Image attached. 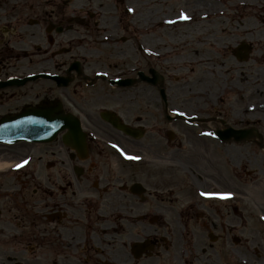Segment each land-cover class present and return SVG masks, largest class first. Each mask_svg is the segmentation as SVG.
Wrapping results in <instances>:
<instances>
[{"label": "flooded vegetation", "instance_id": "af4514ba", "mask_svg": "<svg viewBox=\"0 0 264 264\" xmlns=\"http://www.w3.org/2000/svg\"><path fill=\"white\" fill-rule=\"evenodd\" d=\"M93 1L0 0V119L9 117L12 129H18L36 124L21 121L27 111L25 119L31 121L44 118L43 113L64 116L51 143H0V165H5L0 170V227L11 225L15 208L32 210L29 217L21 213L22 220H37L45 230L48 224L54 241L57 234H72L76 228H84L88 235L106 228L110 216L127 212L141 219L142 208L149 214L162 206L176 213L170 226L199 228L209 232L210 238L217 235L211 244H218L223 235L216 232H232L238 213L236 201L222 202L220 194L230 192L235 198L242 191L231 176L237 177L238 166H247L251 181L246 182L245 194L253 207L247 213L246 228L250 242L255 245L261 237L259 247L264 248L260 220L264 217V177L260 185L250 177L254 172L264 174V93H259L264 85V1L216 0L223 10L217 13L221 20L216 31L211 32L219 39L217 63L215 55L210 62L217 80H206L207 71L200 68L204 81L188 80L181 85L180 79L172 80L171 72L179 68L173 59L189 61L173 50L176 44L172 42L170 46L158 38L147 42L145 37L149 56L137 58L126 69L131 75H118L125 68L106 64L103 51L94 56L97 40L107 41L93 36L94 25L103 17L90 11ZM184 28L175 27V33L168 36L174 39L180 34V41L188 42L187 37L200 35ZM111 38L129 39L126 35ZM138 46L141 50L142 45ZM111 55L116 61L121 59L118 50ZM152 70L157 73L149 74ZM98 71L107 75L97 76ZM223 71L227 72L225 82ZM140 72L155 78L129 87L135 91L134 104L141 100V110L135 111L132 102L125 104L122 98L128 88L111 81ZM104 115L131 126L134 135L118 129ZM78 121L86 136L84 145L77 147L71 143ZM236 131L260 137L221 139ZM7 197L22 200L5 201Z\"/></svg>", "mask_w": 264, "mask_h": 264}, {"label": "rangeland", "instance_id": "374dc122", "mask_svg": "<svg viewBox=\"0 0 264 264\" xmlns=\"http://www.w3.org/2000/svg\"><path fill=\"white\" fill-rule=\"evenodd\" d=\"M186 0H130V3L133 7V10H128L126 8V4L124 2H120L119 0H94L89 4L90 6V11L94 13L95 15H101L103 17L100 18V22L98 26L94 25V30H93V36H98L101 37L103 34V31L99 26L104 25V23H108V30L109 32V37L110 40L109 42L106 43H100V40H97L99 42L98 44H94L93 47V54L94 56L97 55L100 51H103L104 54H106V60L105 63L108 65H112V67H115L116 64H119V68H128L129 66L134 64V61L139 58V57H144L146 56L147 52L140 53L137 51V42H140L143 37V34L140 31H135L134 29H131L129 25L127 24V21L132 17L133 13H136L137 16H141L146 20V18H153L155 15H162V14H167L171 15L174 11H176L179 8V5L183 4ZM216 3V0H211ZM130 5V6H131ZM131 6V7H132ZM97 16V15H96ZM215 17V16H214ZM138 19V18H137ZM145 25L147 23H144ZM111 25V26H110ZM156 26L153 28V32L146 34V37L148 39L146 40L148 42L149 39L151 38H158V41L160 43L167 42V44L170 46L172 43L176 44L174 45L175 48H173L176 53L181 52L185 56L188 55L189 49L195 48L200 46L199 44V39H191L188 38V42H181L180 38L178 37L181 36L180 34H177V36H174V39H171L170 36H168V33L170 32L169 30L167 31H158L156 30ZM135 31V34L134 32ZM113 32L119 33L118 35L121 36L122 34L128 35L129 40L128 42L125 43H120V41H114L118 37L116 36ZM140 32V33H138ZM166 37V38H164ZM196 37V35H192V38ZM164 38V39H162ZM190 41V43H189ZM212 43L215 41L214 39L210 40ZM172 42V43H171ZM205 48H211L212 45H203ZM201 45V47L203 48ZM214 46V45H213ZM120 51L121 53L127 55L126 57L120 59L117 58V61L115 58L111 55L114 53V51ZM213 51V48H212ZM217 52V49H216ZM176 55V54H175ZM173 55V56H175ZM112 57V58H111ZM148 57V55H147ZM215 64L217 63V57L215 55ZM115 61V63H114ZM201 63V62H200ZM200 63H181L179 60H175V57L173 59V64L179 66L178 69L173 70L171 73L174 75L172 80L180 79V85L183 82L193 81V80H201L204 81L203 74H201V69L204 70V66ZM216 69L220 71V69L216 66ZM214 69L211 68V73L207 74L210 78L213 79L214 76ZM223 76L221 77V80L225 82L227 79V72L223 71ZM122 95V94H120ZM135 91L131 90L127 93H124L122 95V98L125 102V104L132 102L130 105L133 110L135 111H140L141 110V100L136 102L135 106L134 104V96ZM150 94L147 93V95L143 96V98H146V96H149ZM113 102V100H110ZM145 105V104H144ZM146 111V110H145ZM223 151V148H222ZM25 155V154H24ZM22 156V155H20ZM21 157H17L19 159ZM16 160V159H14ZM178 176H183L182 173H177ZM242 176V177H241ZM264 177V174L262 173H255L254 178L252 179L253 181H257L255 184L260 185L262 182V179ZM251 181L247 180L245 176V172H243V175H239L238 177V186L241 188V193L240 194H245L246 187L245 183L246 181ZM180 195V194H179ZM252 196L257 197L256 194H253ZM242 197L238 196L236 203L237 206L240 208V210L243 212V215L236 217V230L231 232L228 231H220L216 233H220L223 235V239L220 240L218 244H210L208 241L207 236L205 235V232L199 231V228H193L195 231H190L187 233H184L183 231L187 229H183L180 226H170V220L173 217L175 212L172 214H166L163 211L162 206L158 209L161 210V213H164V221L162 225L158 222V220L154 223L150 221L151 217H156V215H148L149 217L147 219H139L138 217L135 216L133 213H125V215L122 216H115L111 217L109 219V224L114 228V236H115V243L119 245L121 241L118 240V237H121V240L123 239L124 236V231H125V225H129L131 227V232L138 231V229L141 228H147L150 231L149 237H152V241L155 239H158L157 243H150V245H153L154 248L148 247V249L145 251V253L141 257H133L135 261L132 264H144L146 260H149L153 258L156 260V263L159 262V264H176L178 262L179 264H186L184 263L185 259L189 256L186 254L188 252H192L194 250V245L197 243L198 245H201L200 247L202 249L207 250V253L210 256V261L211 264H264V248H260L259 244H262V239L261 237L258 239L257 244L253 247L251 242H250V230L247 229L244 226H248L246 223L247 220V213L249 210L247 208L253 207L251 199H241ZM177 201L174 200L173 205H175ZM162 204H167L166 201H164ZM179 204V203H177ZM143 213L145 210L142 208ZM231 212L232 209H231ZM13 215L12 221L14 222L15 225L8 226V228H4L2 232H0V247L2 251H0V261L3 259V257L6 259L7 254H5V249L8 251H12L15 247H17L20 250H23L25 253L23 255V259H31L34 258L35 256L38 258H46L50 259L51 257H55L58 254L61 253L59 247H61L60 244L68 241V240H74V241H81L82 245L81 250L83 251H77L76 255L74 256L75 260H79L80 263L82 264H110L109 257L107 255V247L109 246L106 234L103 233L102 230H91L88 232L84 230V228H76L72 234H65L62 237L59 236L58 234L55 236L54 241H51L50 238V233H49V225L47 224L46 227L47 229H43L42 226L38 222H35L31 225H28L27 223H24L23 220L20 218H15L16 215L18 214V211H12L11 212ZM156 213H160L157 212ZM158 216V215H157ZM160 217V216H159ZM232 217H228V220L231 219ZM176 219V217H175ZM17 222H21L22 224L16 225ZM173 224H175L173 222ZM173 227V228H171ZM174 229L177 231L175 235V246L174 243H172L169 248H166L165 246L167 243H165L163 238H167V240L173 239L171 237L172 230ZM95 232L97 236L96 237V243L98 247H100V251H97L94 248L93 242L91 238V234ZM78 233V234H77ZM72 235V236H70ZM205 235V236H203ZM87 237L88 240L86 244L84 245L83 243V238ZM199 237V238H198ZM233 237H239L241 240L239 243H235L233 241ZM40 238L42 241H40ZM82 239V240H81ZM86 239V238H85ZM100 242H99V241ZM56 243H59L58 245ZM186 244V245H184ZM149 245V246H150ZM30 246H33V252H30ZM258 246V247H257ZM180 247L182 250L180 251ZM150 248V249H149ZM128 251L130 253V248H128ZM259 251V253H258ZM52 252V253H50ZM123 252V250H121ZM152 252L154 257H148V253ZM180 252H182V255L186 254L185 257H180ZM37 253V254H36ZM225 253L229 256H225ZM131 254V253H130ZM175 257L177 258L176 261H174ZM195 256L193 255V259ZM54 259V258H53ZM99 260H105V263H99ZM230 260V263H229ZM198 261V260H197ZM155 263V264H156ZM189 264H197L196 261L194 263Z\"/></svg>", "mask_w": 264, "mask_h": 264}, {"label": "bare ground", "instance_id": "6f19581e", "mask_svg": "<svg viewBox=\"0 0 264 264\" xmlns=\"http://www.w3.org/2000/svg\"><path fill=\"white\" fill-rule=\"evenodd\" d=\"M256 4L257 3H252L253 6H256ZM232 5L233 4L228 3L229 7ZM221 12H223V10L217 5L201 4L199 1H193L192 3L179 7V9L172 16H157L153 21L161 26V30L159 29L160 31L165 30L164 25L167 24L170 28L177 27L176 30H181L182 26H185L184 30L190 33H199L200 35L198 38L200 46L191 48L188 52V61L204 62L207 69H209L212 67L210 65V62H212L211 55L213 54L212 48L215 49L219 46V39L215 34H211V32L216 30L219 20H221L220 18L209 17ZM212 39L215 40L213 43L210 41ZM201 45H212V47L205 48L203 46L202 48ZM207 74H209L208 71ZM205 79L209 82L217 80L215 78H210L208 75ZM259 93H264V85L260 86ZM251 116L255 117L256 114L254 113V115ZM1 166L5 165L1 164L0 167ZM114 233L115 231L113 227L110 226L107 228L106 237L109 244L107 247V255L109 257L110 264H132L135 259H133L132 255L129 253L128 248L135 242L147 238L150 231L147 228H141L138 229V231L131 232V227L129 225H125L123 239L121 240V237H118V240L121 241L119 245L117 243L114 244L116 241ZM60 245L61 247H59V249L61 253H57V256L51 257L50 259H42L36 256L31 259H23V255L25 253L23 250H20L17 247H15L12 251L5 249L4 252L7 254V257L6 259L3 257L0 264H82L79 260L74 259L77 251L81 250V241L68 240ZM33 249L34 247L30 246V252H33ZM121 250H123V252H121ZM197 250H199V248ZM0 251H2L1 247ZM199 258H201V264L211 263L210 256L205 251L203 254H199ZM144 264H155V260L151 258L146 260ZM197 264L200 263L198 262Z\"/></svg>", "mask_w": 264, "mask_h": 264}, {"label": "water", "instance_id": "95a60500", "mask_svg": "<svg viewBox=\"0 0 264 264\" xmlns=\"http://www.w3.org/2000/svg\"><path fill=\"white\" fill-rule=\"evenodd\" d=\"M8 124L6 122H0V140H5L2 138H6L8 135L5 130H7Z\"/></svg>", "mask_w": 264, "mask_h": 264}, {"label": "snow or ice", "instance_id": "6c2138e0", "mask_svg": "<svg viewBox=\"0 0 264 264\" xmlns=\"http://www.w3.org/2000/svg\"><path fill=\"white\" fill-rule=\"evenodd\" d=\"M185 18H187V17H185ZM25 164L27 163V161H25L24 162ZM23 165H17V167L19 168V167H22ZM230 194H224L221 198H228V196H229Z\"/></svg>", "mask_w": 264, "mask_h": 264}]
</instances>
